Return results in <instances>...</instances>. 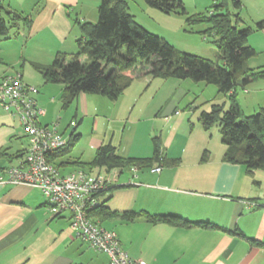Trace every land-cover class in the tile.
Wrapping results in <instances>:
<instances>
[{"label":"crops","instance_id":"0c3cea01","mask_svg":"<svg viewBox=\"0 0 264 264\" xmlns=\"http://www.w3.org/2000/svg\"><path fill=\"white\" fill-rule=\"evenodd\" d=\"M100 2L40 1L26 40L27 60L50 64L58 52L78 51L77 39L82 30L76 20L96 23ZM140 3L139 8H133L130 0L129 11L154 33L159 34L152 30L147 18L161 21L170 15L178 17L145 1ZM143 74L151 78L137 85L139 78L134 79L116 99L97 93L80 94L72 110L62 107L64 84H54L59 86H53V93L47 83L40 90L42 78L33 79L29 75L24 78L23 74V79L39 86L38 93L31 94L44 110L38 116L39 123L47 125L57 120L61 126L65 120L64 132L72 128L70 132L76 134L79 130L73 156L83 161H92L97 148L107 142L117 146L125 157H149L154 151L153 137H161L162 152L168 161L149 167L117 168L118 182L133 178L139 183L115 185L100 195L102 202L120 213L103 221V226L116 231L122 248L132 258L148 264H264V169L249 173L243 164L224 159L227 145L222 141L221 130L218 135L213 128L218 124L208 129L200 120L203 111H210L213 103L220 104L213 101L216 98L207 100H210L208 109H201L206 102L197 103L195 99L181 107L186 93L182 84L187 78L175 82L178 86L172 90L167 86L170 78L158 81L154 89L155 76ZM241 88L242 92L238 88L236 91L244 113L246 107L249 110L246 114L264 108V77ZM157 90L164 92L155 103ZM228 106L225 104V109ZM87 120L89 125L85 127ZM72 121H77L75 126L70 125ZM84 134L89 155L84 150L75 153ZM28 146L27 132L18 117L0 103V175L24 159L17 156ZM74 167L64 164L60 169L67 173ZM155 167L162 169L153 171ZM127 211L177 215L216 226L181 227L152 221L144 215L129 221L120 216ZM108 261L107 253L75 236L71 214L54 212L41 189L0 183V264H107Z\"/></svg>","mask_w":264,"mask_h":264},{"label":"trees","instance_id":"16d2710c","mask_svg":"<svg viewBox=\"0 0 264 264\" xmlns=\"http://www.w3.org/2000/svg\"><path fill=\"white\" fill-rule=\"evenodd\" d=\"M144 1L168 14H187L181 0ZM229 1L215 0L213 7H224ZM232 2L237 6L240 4L239 0ZM129 4L130 0H101L98 8L99 19L96 23H82L79 19L76 20L80 24L82 36L77 39L79 48L71 58H68V53L58 52L50 64L33 63L42 73L45 83L64 84L62 107L68 109L82 93H97L116 99L130 86L134 76L144 72L165 79L191 78L215 84L221 94L228 95L229 106L225 109L226 103H213L210 111H203L200 120L204 127L209 129L216 123L220 126L222 141L227 145L225 160L243 164L249 173L255 169H264V108H259L253 114L244 113L236 91L239 85L244 87L252 80L264 77V65L251 67L248 64L249 60L259 53L254 46L247 44L251 29H239L232 23L229 14L207 9L216 23V31L220 34L217 43L223 62L219 64L201 55L178 52L175 46L161 35L141 25L129 11ZM199 14L200 19L207 17L205 14ZM190 17L186 15L187 21ZM32 23L33 13H18L7 8L3 0H0V34H8L9 28L18 29L22 26L30 30ZM259 27L264 28V23H259ZM124 45L127 46L126 56L120 54ZM55 124L57 130L65 136L66 143L49 151L47 159L61 173L64 172L60 169L64 164L75 165L74 169L67 173L83 170L97 175L109 172L115 167H149L168 161L162 152L161 137L157 135L153 137L152 156L125 157L119 153L117 146L107 142L97 148L92 161L86 162L73 156L79 134H65L57 120L47 125ZM28 140L30 146L29 135ZM29 146L25 152L21 151L17 158H25ZM96 167L99 169L96 170ZM113 187L115 185L109 187V190ZM119 214L100 201L90 215L95 222L103 225V221ZM143 215L152 221L161 220L181 227L214 225L206 221H191L177 215L154 216L127 211L120 216L131 221Z\"/></svg>","mask_w":264,"mask_h":264},{"label":"built area","instance_id":"2783aa9c","mask_svg":"<svg viewBox=\"0 0 264 264\" xmlns=\"http://www.w3.org/2000/svg\"><path fill=\"white\" fill-rule=\"evenodd\" d=\"M36 93L37 86L27 83L22 72L5 74L0 79V103L18 117L30 136L25 158L19 164L6 168L5 174L0 175V183L26 184L41 189L54 212L71 214V227L78 239L109 255L107 264H148L142 259L132 258L122 248L116 231L95 222L90 215L100 204L102 192L109 190V187L139 182L133 178L118 182L117 168L97 175L83 170L61 173L48 161L47 153L63 146L66 138L57 130L56 124L49 126L37 121L44 110L31 95ZM75 124L76 121L71 122L72 126ZM161 169L152 168L153 171Z\"/></svg>","mask_w":264,"mask_h":264},{"label":"rangeland","instance_id":"374dc122","mask_svg":"<svg viewBox=\"0 0 264 264\" xmlns=\"http://www.w3.org/2000/svg\"><path fill=\"white\" fill-rule=\"evenodd\" d=\"M40 1L42 0H3V3L7 8L14 9L18 13L23 12L26 14H34L37 11V7L40 5ZM181 1L186 8L187 14L191 16L190 18H188V21L186 19L187 14H178V17L177 15H170L171 17L163 19L161 18V21L157 18L155 21L158 20V23H154L155 21L147 18L151 27L153 28L151 29L153 31L155 29L160 35H162L163 38H165L172 45H174L178 52H187L201 55L212 59L213 61L219 64L223 62L217 43L220 34L216 31L217 29L216 27H214L216 23L213 19H211V13L207 10L214 9L218 13L229 14L232 19V23L236 24L239 29H251V34L249 35L247 44L257 47V49H259V53L252 57L249 60L248 64H252L254 66H260L264 64V28L261 29L259 27V23H264V0H239L240 4L238 6L233 4L232 0H230L228 5H225L224 7L219 6L218 8L213 7L215 4V0ZM140 2H144V0H132L133 8H139ZM198 13H200L199 15L205 14V16L207 17L200 19L198 17ZM176 18H182L184 21L181 20V22L179 23L177 22ZM29 31L30 30H28L25 26H22L18 29L9 28L8 34H0V79L5 73L13 75L17 74V72H22V74H24V78L26 77V75H29L33 79L42 78V84H38L41 90L42 86L45 84L43 75L33 65V63L36 62H29L26 58L28 50L26 49L25 45ZM6 36H9V38H5ZM76 52L77 51L68 53V58H71V55ZM120 54L123 56L127 55V46L124 45V47L120 50ZM136 78H139V80L135 85L139 83L145 84V80L151 77H145V74L139 73L137 77L134 76V79ZM161 80L165 81L168 79H164L162 77H155L153 79L152 85L154 87L152 88L157 89L158 81ZM180 80L184 81L183 79L170 78L168 80L167 86L170 88V90H172L173 87L176 85L175 82H179ZM47 84H49L50 87L52 86L51 91L53 93V86H59L54 85L59 83ZM176 86H178V84ZM182 86L186 87V93L184 94V99L181 101V107L186 106L188 102L194 99L197 103H207L210 101L207 100L212 97L216 98V100L213 101H218L220 103L223 102L222 100H226V104L229 105V100H227L228 96L218 93V88L215 84H206L204 81H195L191 78H187L182 84ZM239 86L238 91L242 92V88ZM163 92L164 90H157L156 92H154L155 103L157 102V100H160L162 98ZM150 93L151 88L148 92V96H150ZM74 105L75 103H73L69 107L71 108L70 110L74 108ZM209 107L210 103H207L203 107H201V109H208ZM248 111L249 110H247L246 107L245 112L249 113ZM149 116H152V113H150ZM79 125H81V123H79ZM88 125L89 122L87 120L84 126L86 127ZM63 127H66L65 120L61 122L60 129H63ZM213 128L214 131L218 130L217 134L219 135L220 126L215 125ZM71 130L72 128L68 129L65 134H69ZM78 132L79 130L76 134H78ZM87 141L88 139L85 138L84 134V138L81 140L79 146L75 150L76 154L79 153V151L84 150L87 155H89L88 148L86 146Z\"/></svg>","mask_w":264,"mask_h":264}]
</instances>
